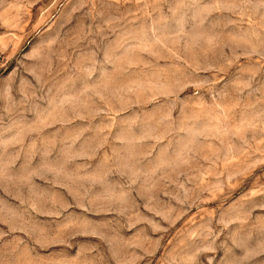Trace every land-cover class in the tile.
<instances>
[{
  "label": "rangeland",
  "instance_id": "1",
  "mask_svg": "<svg viewBox=\"0 0 264 264\" xmlns=\"http://www.w3.org/2000/svg\"><path fill=\"white\" fill-rule=\"evenodd\" d=\"M0 264H264V0H0Z\"/></svg>",
  "mask_w": 264,
  "mask_h": 264
}]
</instances>
